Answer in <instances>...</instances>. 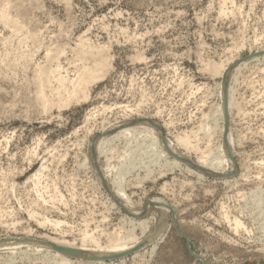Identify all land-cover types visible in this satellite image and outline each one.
Listing matches in <instances>:
<instances>
[{"label":"rangeland","instance_id":"1","mask_svg":"<svg viewBox=\"0 0 264 264\" xmlns=\"http://www.w3.org/2000/svg\"><path fill=\"white\" fill-rule=\"evenodd\" d=\"M9 1L0 0L11 17L0 18V264H67L63 253L100 264L67 250L115 234L131 248L101 264H264V0ZM86 47L105 50L110 68L86 97L65 100L53 81L46 110L38 70L76 77L96 55ZM183 135L192 146L181 156L166 145ZM130 160L137 169L121 178Z\"/></svg>","mask_w":264,"mask_h":264},{"label":"bare ground","instance_id":"2","mask_svg":"<svg viewBox=\"0 0 264 264\" xmlns=\"http://www.w3.org/2000/svg\"><path fill=\"white\" fill-rule=\"evenodd\" d=\"M11 1V0H10ZM9 1V2H10ZM6 3V2H5ZM3 4V3H2ZM7 4H9V3H7ZM16 4V3H15ZM14 5V4H13ZM17 5V4H16ZM7 6V5H6ZM9 7H12L13 8V6H9ZM21 7V6H20ZM19 8V7H18ZM17 9V8H16ZM18 10H20V9H18ZM9 11V10H8ZM21 12V11H20ZM11 14V13H10ZM0 18L1 19H3V20H11V17H10V15H9V13L3 8L2 9V11H0ZM15 18V17H14ZM7 21V22H8ZM20 24H22V23H20ZM23 29V28H22ZM19 30V29H18ZM82 37V36H81ZM83 41V40H82ZM85 41H87V40H85ZM83 46H84V44H83ZM83 46H81V47H83ZM85 46H87V45H85ZM89 47V46H88ZM88 47H86V48H88ZM86 48H84L82 51H84ZM101 48V47H100ZM103 48V47H102ZM56 49V48H55ZM89 49V48H88ZM63 50V49H62ZM54 51V50H53ZM56 51H57V49H56ZM59 51V50H58ZM96 51V52H95ZM94 51V49L93 48H91L90 47V49L89 50H85V52L83 53L85 56L86 55H89V54H91V53H93V52H95L96 53V55H95V53H93V55H95L93 58H91L92 60H93V63L90 65V66H82V69H81V72L80 73H78V75L75 77V79H73V78H68L66 75H63V71H62V67L61 66H57L56 68H51V67H46V68H43V69H41V70H38V73H37V76H36V82H37V86H38V90L36 91V93L38 94L37 96H38V98H39V100H41V103H42V105H43V107L46 109V110H48L47 108H49V107H52L54 104H53V101L51 100V98L49 97V95L47 94V91H48V89H51L52 88V82L54 81V82H56V84H58V87L60 88V87H63V93H60V92H58V95L61 97V98H63V97H66V99L65 100H67V99H75V98H77V97H86L87 96V94H88V87H89V84L91 83V82H93V81H95V80H97V79H99L101 76L99 75V73L101 72V71H104V69L108 66V63H107V58L105 57V54L104 53H106V52H104L103 51V49L100 51V50H95ZM63 52V51H62ZM104 52V53H103ZM55 53H57V52H55ZM51 54V53H50ZM52 55V57L50 56V58H53L54 56L56 57V54L55 55H53V54H51ZM83 55V56H84ZM81 56H82V54H81ZM80 56V57H81ZM92 56V55H91ZM108 57H109V55H108ZM49 58V57H48ZM60 58V57H59ZM109 59V58H108ZM52 60H55L54 58L52 59ZM87 60V59H86ZM29 62V61H28ZM211 64H212V62H210ZM50 64H51V62H50ZM211 64H209V65H211ZM215 64V63H214ZM14 65V64H13ZM22 65V64H21ZM52 65V64H51ZM50 65V66H51ZM58 65V64H57ZM213 65V64H212ZM217 64H215V66H213L212 68L210 67V69H209V71H217L216 72V74H218V72L220 73L221 72V69H220V66H219V68L216 66ZM219 65V64H218ZM17 66V65H16ZM26 66V65H25ZM28 66V65H27ZM47 66V65H46ZM206 66H207V64H206ZM15 67V66H14ZM20 67V66H19ZM42 67V66H41ZM109 68H110V66H108ZM231 67V66H230ZM209 68V67H208ZM227 68V67H226ZM108 69V68H107ZM213 69V70H212ZM105 71H107L106 69H105ZM214 72H211L212 73V75H213V73ZM222 72H223V70H222ZM221 72V73H222ZM233 72H234V68L232 67L231 69H229L228 71L226 70L225 71V75L224 76H226V78L227 79H229L230 78V76L233 74ZM106 73V72H105ZM220 73V74H221ZM104 75V74H103ZM53 82V83H54ZM225 85V84H224ZM226 86V85H225ZM62 89V88H61ZM223 89V88H222ZM59 90V89H58ZM49 92V91H48ZM55 93H56V91H55ZM54 94V93H53ZM51 95H52V92H51ZM224 99V98H223ZM35 101H37V100H35ZM38 104V103H37ZM40 104V103H39ZM224 106V105H223ZM44 108H42V109H44ZM224 108V107H223ZM50 110V109H49ZM221 111V110H220ZM223 111V110H222ZM218 113V112H217ZM224 113V112H223ZM225 119V118H224ZM218 120V119H217ZM146 122V121H145ZM148 122V121H147ZM218 122V121H217ZM125 124H126V122H125ZM141 124H143V123H141ZM145 124H147V123H145ZM122 125V124H121ZM144 125V124H143ZM204 125V124H203ZM123 127H124V124L122 125ZM125 126H127V124L125 125ZM122 127V128H123ZM111 128V127H110ZM139 129V128H138ZM144 130H143V132H145L146 133V135L147 134H152V133H154V126L152 125V124H149V122H148V124L143 128ZM122 130V129H121ZM130 130H132V129H130V126H128V128L127 127H124V129L122 130V131H120L119 133L120 134H125V133H127V132H130ZM142 130V129H141ZM133 131H134V129H133ZM209 131V130H208ZM135 132V131H134ZM227 132H228V130H227ZM226 132V133H227ZM231 132V131H230ZM230 132H229V134L227 133V135L229 136L230 135ZM136 133V132H135ZM139 133V132H138ZM141 133V132H140ZM189 133V132H188ZM129 134V133H128ZM132 134V133H131ZM183 134V133H182ZM209 134H210V132H209ZM191 135V134H190ZM226 135V137H228ZM125 136H126V134H125ZM137 136V135H136ZM128 138V137H127ZM156 138V137H155ZM154 138V140L151 138V139H149V140H152V142L150 143V145H148L149 147H147L148 149L149 148H152L153 146H156V145H158L157 143V140H159V138H160V136L159 137H157L156 139ZM129 139V138H128ZM141 139V138H140ZM144 139V138H143ZM143 139H141V140H143ZM146 139V138H145ZM191 137L189 136V135H183V136H180L179 138H177V141H176V144H173L172 142H168L167 141V145L166 146H170V149L174 152V153H177V155L179 154V155H183V154H185V153H183V151H181V150H178V149H180L182 146H185V147H189L190 145L192 146V142H191ZM109 140V139H108ZM126 140V139H125ZM148 140V141H149ZM227 140V141H226ZM225 141H226V144H227V146L228 145H230L231 146V143H232V145H233V141H232V138H231V135L229 136V138H227ZM104 141V140H103ZM114 141H115V139H114ZM134 141V140H133ZM160 141H162V139L161 140H159V142ZM166 141V140H165ZM99 142V141H98ZM102 142V141H101ZM100 142V143H101ZM107 142V141H106ZM130 142V141H129ZM137 142V141H136ZM140 142V141H139ZM163 142V141H162ZM145 143V142H144ZM143 143V144H144ZM147 143V142H146ZM95 144V143H94ZM131 145V144H130ZM142 145V144H141ZM165 145V144H164ZM224 145H225V143H224ZM99 146V145H98ZM103 146V145H102ZM226 146V145H225ZM137 147V146H136ZM165 147V146H164ZM233 147V146H232ZM92 148V147H91ZM100 148V147H99ZM129 148V147H128ZM134 148V147H133ZM139 149H140V147H138ZM155 148V147H154ZM160 148V147H159ZM220 148V147H219ZM228 148V147H227ZM97 148H95V150H96ZM142 150H143V148H141ZM153 149V148H152ZM161 149V148H160ZM223 149V148H222ZM221 149V150H222ZM229 150H230V147L228 148ZM94 150V151H95ZM131 150V149H130ZM144 150H145V148H144ZM143 150V151H144ZM155 151H157V149H154ZM154 150H152V152L154 151ZM221 150L219 149V152H218V155H216V156H218L217 157V159L220 157V155L222 154L221 153ZM225 150H227V149H225ZM133 151V150H132ZM131 151V152H132ZM140 151V150H139ZM164 151V150H163ZM163 151H161L162 153H163ZM172 151H170V152H172ZM130 152V153H131ZM138 152V151H137ZM150 152V151H149ZM226 152V151H225ZM230 152V151H229ZM135 153V152H134ZM157 153V152H156ZM160 153V150L158 151V153L157 154H159ZM162 153H160V154H162ZM216 153V152H215ZM219 153H221L220 155H219ZM228 153V152H227ZM141 154V153H140ZM150 154V153H149ZM157 154H155L156 156H155V158L156 159H158L157 158ZM166 154V153H165ZM170 154V153H169ZM139 155V154H138ZM229 155V154H228ZM227 155V156H228ZM135 156V155H134ZM150 156H152V155H150ZM171 156V155H170ZM216 156H215V158L214 159H216ZM224 156V155H223ZM131 157V156H130ZM161 157V156H160ZM160 157H159V159H160ZM186 157V156H185ZM185 157L183 158V159H185ZM213 157V156H212ZM222 157V156H221ZM142 158V157H141ZM155 158H153V159H155ZM164 158V157H163ZM179 158V157H178ZM189 158H190V156H189ZM225 158V157H224ZM133 159V158H132ZM139 159V158H138ZM187 159V158H186ZM180 160H181V158H180ZM190 160V159H189ZM137 161V160H136ZM142 161V160H141ZM150 161H152V160H150ZM155 161V160H154ZM179 161V160H178ZM223 161V160H222ZM95 162V161H94ZM140 162V161H139ZM160 162V161H159ZM187 162H189L188 161V159H187ZM221 162V161H220ZM227 162V161H226ZM141 163H143V162H141ZM151 163V162H150ZM165 163H166V160H165ZM200 163V165H201V162H199ZM85 164V163H84ZM174 164H177V163H175L174 162ZM97 165V164H96ZM134 165V166H133ZM139 165V164H138ZM145 165V164H144ZM153 165H154V162H153ZM156 165V164H155ZM196 165V164H195ZM216 165V164H215ZM222 165H223V163H222ZM84 166V165H83ZM147 166V165H146ZM174 166V165H173ZM172 166V167H173ZM219 166V165H218ZM131 167H133V168H136L137 169V166H135V164H134V160H130L129 161V163H128V165H126L125 166V168L122 170V171H120V177L122 178V177H124L125 175H126V173L130 170V169H132ZM140 167V166H139ZM203 167V166H202ZM197 168V167H196ZM213 168V167H212ZM219 168V167H218ZM42 169V168H41ZM144 170H145V168H144ZM147 170H150V169H147ZM220 170V169H219ZM224 170V169H223ZM131 171V170H130ZM214 171H215V169H214ZM227 172V171H226ZM130 173V172H129ZM223 174V173H222ZM215 175V174H214ZM217 175V174H216ZM37 176V175H36ZM215 177V176H214ZM226 177V176H225ZM35 178H37V177H35ZM120 178V179H121ZM122 180V179H121ZM121 180H119V181H121ZM35 181V180H34ZM118 182V181H117ZM116 183V182H115ZM119 183V182H118ZM123 184V183H122ZM122 186V185H121ZM121 186H119L118 188H119V191H120V189H121ZM123 187V186H122ZM123 189H121V191L120 192H124V191H122ZM125 193V192H124ZM124 193H121L122 195L124 194ZM42 194V193H41ZM125 195V194H124ZM40 196V195H39ZM38 196V197H39ZM253 196V195H252ZM123 197H127V196H123ZM43 199V198H42ZM125 199V198H124ZM127 201V200H126ZM46 202V201H45ZM44 202V203H45ZM129 202V201H128ZM127 202V203H128ZM131 202V201H130ZM162 202V201H161ZM126 203V204H127ZM132 203V202H131ZM159 203V202H158ZM162 204V203H161ZM160 204V205H161ZM158 206V208L156 209V212H155V214L156 215H158L159 216V218H165L164 217V215L166 214L164 211H166L167 209L165 208L166 207V205L164 206V204H162L161 206ZM131 208V209H133V210H135L133 207V203L132 204H130V203H128V208ZM125 208V207H124ZM166 209V210H165ZM144 211V210H143ZM33 212V211H32ZM167 212V211H166ZM132 213V212H131ZM142 213H144V212H142ZM142 213H141V215H142ZM140 214V213H139ZM145 214V213H144ZM139 217H141V216H139ZM152 217V216H151ZM33 218V217H32ZM41 220V219H40ZM141 221V220H140ZM48 222H50V221H48ZM53 222V221H52ZM58 222H60V221H58ZM142 222V221H141ZM159 222L161 223V219L159 220ZM238 222V221H237ZM240 222V221H239ZM39 223H41V222H39ZM140 223V222H139ZM47 224V223H46ZM54 224H58L57 222L55 223L54 222ZM133 224H135V223H133ZM141 224V223H140ZM241 224V223H240ZM240 224H238L239 226H240ZM164 226V225H163ZM237 227V226H236ZM135 228V227H134ZM165 229V228H164ZM163 230V229H162ZM145 231V230H144ZM88 232V231H87ZM117 233V232H116ZM117 234H115V235H112L111 237H110V243L108 244V245H106V246H103V245H94V243L93 244H90V245H87V244H85L84 243V241H83V243L85 244V245H83V246H81L80 248H78V247H74L73 248V246H72V244H70L72 247H70V248H68V253H69V255H72L71 257H74V258H78L79 260L80 259H87V260H89V261H93V260H101V262H100V264L102 263V260H103V258H106V257H109V256H113V255H117V254H120L121 252H123V251H125V250H127V249H129V248H131V246H130V244H129V239H127L126 241L124 240V242L123 241H121L120 239H119V237H118V235L116 236ZM86 236H87V233H86ZM86 236H84V238L86 237ZM107 236V235H106ZM119 236H121L120 234H119ZM157 236V235H156ZM152 237V236H151ZM134 238V237H133ZM137 238V240H138V237H136ZM136 238H134V240H136ZM48 239V238H47ZM59 239V238H58ZM92 240L91 241H93L94 239L93 238H91ZM97 239V238H96ZM149 239V238H148ZM85 240V239H84ZM86 240H87V238H86ZM137 240H136V243H137ZM140 240V239H139ZM24 242H27L28 241V239H26V240H23ZM23 241H20V240H16V242H15V246H20L19 244H22L23 245ZM93 242H96L97 244H98V241H93ZM131 242H133L132 240H131ZM65 243V242H64ZM64 243H63V246H64ZM142 243V242H141ZM140 243V244H141ZM100 244V243H99ZM69 245V244H68ZM67 245V246H68ZM131 245H132V243H131ZM9 248H13V245H11ZM153 248H154V246H153ZM152 248V249H153ZM23 251V250H22ZM262 251V250H261ZM8 252V251H7ZM26 252V251H25ZM28 252V251H27ZM36 252V251H35ZM20 253V252H19ZM34 253V252H33ZM58 253H60V252H58ZM14 254V253H13ZM32 254V253H31ZM37 254V253H36ZM30 255V254H29ZM63 255H65V257H62V263H67V264H76L77 262H78V260H77V262H76V260H75V262L74 261H72V259L71 258H69L70 256H66V254H64L63 253ZM61 256V255H60ZM13 258H15V257H13ZM61 258V257H60ZM256 258V257H255ZM12 259V258H11ZM14 261H15V259H14ZM82 261V260H81ZM13 262V261H12ZM52 262V261H51ZM59 262H60V259H59ZM84 262V261H83ZM54 263V262H53ZM95 263H97V262H95ZM56 264V263H55ZM88 264H94V263H88ZM104 264V263H103ZM255 264H259V263H255Z\"/></svg>","mask_w":264,"mask_h":264}]
</instances>
